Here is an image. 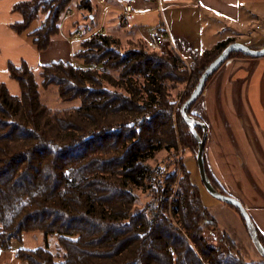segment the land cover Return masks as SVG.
<instances>
[{
  "label": "trees",
  "instance_id": "trees-1",
  "mask_svg": "<svg viewBox=\"0 0 264 264\" xmlns=\"http://www.w3.org/2000/svg\"><path fill=\"white\" fill-rule=\"evenodd\" d=\"M74 1L18 2L13 10L23 19L11 27L46 51ZM91 8V0H79L78 9ZM235 41L192 53L189 66L174 49H150L140 39L124 50L114 37L96 33L80 42L78 65L57 61L36 73L25 62L9 63L21 95L0 83V250H15L22 264H256L242 258L225 232L218 238L219 226L207 222L184 164L178 174L177 161L162 173L148 163L179 147L196 154L180 107L206 66ZM182 84L187 89L177 105L170 89ZM50 86L63 101L81 104L52 110L39 91ZM205 165L215 188L227 194ZM140 189L153 195L143 208L137 207ZM32 231L43 232V248L21 245Z\"/></svg>",
  "mask_w": 264,
  "mask_h": 264
},
{
  "label": "crops",
  "instance_id": "crops-1",
  "mask_svg": "<svg viewBox=\"0 0 264 264\" xmlns=\"http://www.w3.org/2000/svg\"><path fill=\"white\" fill-rule=\"evenodd\" d=\"M22 1L27 0H0V83L13 96H20L21 88L8 72L9 63L20 67L25 62L34 70L57 61L72 63L80 42L96 33L108 34L120 44L123 38L148 43L152 29L158 27L168 37V47L189 62L192 53L237 40L254 17L264 18V0H134V12L122 25L129 0H98L99 11L91 8L86 18L79 14L72 21L77 28L83 22V31H64L60 23V34L39 52L11 27L23 19L13 10ZM74 3L78 7L79 0ZM204 18L209 20L207 27ZM223 25L231 29L221 35ZM192 114L207 127L205 160L211 174L227 194L242 202L264 238V57L228 59L207 83ZM21 245L29 250L43 248L45 236L41 231L24 233ZM0 264L22 262L15 250H0Z\"/></svg>",
  "mask_w": 264,
  "mask_h": 264
},
{
  "label": "rangeland",
  "instance_id": "rangeland-1",
  "mask_svg": "<svg viewBox=\"0 0 264 264\" xmlns=\"http://www.w3.org/2000/svg\"><path fill=\"white\" fill-rule=\"evenodd\" d=\"M75 2V1H74ZM72 3L70 6V9L72 10V14H66L64 13L62 16V19L60 21L62 30L64 31H83L84 26L83 22H80V27L72 25V21L78 18L79 14H84V17L89 14L88 10L83 9L80 10L78 7H76L75 3ZM92 9L94 11H99V4L98 0H91ZM83 19V18H82ZM205 19V18H204ZM81 20V19H80ZM131 21V20H130ZM252 24L249 26H246V33L243 36H239L236 41L243 43V44H251L253 43L255 46L264 44V18H256L254 17L252 19ZM41 20L36 21L31 29H35L39 26ZM209 25V20L206 18L204 20V26L207 27ZM229 29H231L228 26L222 27L221 35L226 34L229 32ZM150 32V30L147 31V34ZM206 35L207 30L205 31ZM152 34V31H151ZM81 37V36H80ZM133 41V40H131ZM135 41V40H134ZM137 41V40H136ZM130 42V41H129ZM129 42L126 41L125 38L121 40V48L127 49L129 46ZM148 45V43H147ZM167 46V47H166ZM149 48V46H148ZM159 51L169 52L170 48L168 47V44L166 43L165 49H156ZM184 59V58H183ZM76 65L79 64L76 60L73 61ZM186 62V61H185ZM194 62V59L192 58L189 62H186L191 66ZM39 70L36 71L38 73ZM187 89V84L185 85H179L175 89H170V92L172 94L173 100L176 102L177 105L180 104L181 99L183 97L184 92ZM40 96L41 101L43 104L51 108L52 110H64V109H71L74 107H78L81 102L79 100L67 102L63 101L58 92V88L56 86H50L47 89L41 87L40 88ZM147 121L150 120V117L147 116ZM134 123H131L130 125H133ZM191 152L188 150H184L182 147H179L176 151H160L156 154V156L151 159L148 163L151 165L152 168L159 167L160 171L158 173L167 172L170 170V168L176 163H178L177 171L178 174L180 173V164H184L187 170L193 172V181L196 183L200 190V198L201 203L206 208L208 220L211 222H214L217 226V229L220 231L218 232V238L222 237L223 232L230 238V240L236 245L238 252L242 256V258L248 262V263H258L260 261H263L260 254L258 253L257 249L255 248L251 237L248 233V230L246 228V225L244 221L242 220L239 213L236 211L235 208L232 206L223 203L222 201L215 199L212 197L205 189L204 185L202 184L198 166H197V160L195 156L192 158ZM192 175V174H191ZM158 178V175L155 176ZM154 187L157 185V179L154 178L153 182H151ZM139 195V201L137 203V207L143 208L148 202H151L153 200V195L151 194L150 190L144 191V190H138L137 191ZM172 213V211L170 212ZM210 228H213L210 226ZM210 230V229H209ZM205 237L209 239V242H211L214 245H218L219 241L218 238L216 239V236L212 237L210 236L208 230H206ZM17 245V244H16Z\"/></svg>",
  "mask_w": 264,
  "mask_h": 264
},
{
  "label": "water",
  "instance_id": "water-1",
  "mask_svg": "<svg viewBox=\"0 0 264 264\" xmlns=\"http://www.w3.org/2000/svg\"><path fill=\"white\" fill-rule=\"evenodd\" d=\"M234 53H242L249 57L261 58L264 57V44L255 46L252 44H243L238 41H235L229 45H227L220 54L210 62L201 76L198 79L197 84L195 85L193 91L190 94V97L182 104L180 107V116L184 124L188 127L189 132L195 138L198 148L195 154V158L197 160V166L200 174L201 181L206 189V191L215 199L222 201L225 204H228L239 211L241 217L244 219V223L248 230V233L251 237V240L260 254L261 258L264 262V243L261 241L258 229L246 210L243 206L242 202L235 198L232 195L224 194L217 190L213 183L211 182L208 174L206 172L205 165V146L207 140V127L206 125L196 118L194 115L190 114V109L196 103V101L203 94L205 87L208 83V80L211 76H213L218 69L230 58V56ZM198 128H201L204 132L203 135H200L198 132ZM258 262L256 264H261Z\"/></svg>",
  "mask_w": 264,
  "mask_h": 264
},
{
  "label": "built area",
  "instance_id": "built-area-1",
  "mask_svg": "<svg viewBox=\"0 0 264 264\" xmlns=\"http://www.w3.org/2000/svg\"><path fill=\"white\" fill-rule=\"evenodd\" d=\"M103 2H104L103 0H100V3H103ZM133 3H134V0H129V2L124 7L123 18L121 20L122 25L127 24V17L134 12ZM71 13H72L71 9L66 11V14H71ZM79 35H80V33L77 32L76 36H79ZM167 40H168V37L166 36L164 31L158 27H154L152 29V38L148 42V46L150 49H165V45L167 43Z\"/></svg>",
  "mask_w": 264,
  "mask_h": 264
},
{
  "label": "flooded vegetation",
  "instance_id": "flooded-vegetation-1",
  "mask_svg": "<svg viewBox=\"0 0 264 264\" xmlns=\"http://www.w3.org/2000/svg\"><path fill=\"white\" fill-rule=\"evenodd\" d=\"M207 222H211L210 220H207ZM218 235V234H217ZM222 238V237H221ZM219 239H220V237H219ZM237 249V248H236ZM261 264H264V262H261Z\"/></svg>",
  "mask_w": 264,
  "mask_h": 264
}]
</instances>
